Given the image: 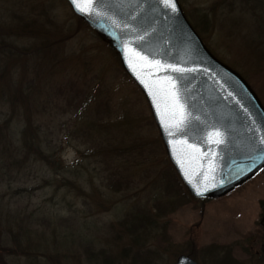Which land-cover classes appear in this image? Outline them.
Masks as SVG:
<instances>
[{
  "label": "rangeland",
  "instance_id": "obj_1",
  "mask_svg": "<svg viewBox=\"0 0 264 264\" xmlns=\"http://www.w3.org/2000/svg\"><path fill=\"white\" fill-rule=\"evenodd\" d=\"M177 1L264 109V0ZM0 249V264H264V169L192 197L111 45L66 0H0Z\"/></svg>",
  "mask_w": 264,
  "mask_h": 264
},
{
  "label": "water",
  "instance_id": "obj_2",
  "mask_svg": "<svg viewBox=\"0 0 264 264\" xmlns=\"http://www.w3.org/2000/svg\"><path fill=\"white\" fill-rule=\"evenodd\" d=\"M73 12L117 52L194 198L218 199L264 167V109L167 0H93ZM174 264H196L180 256Z\"/></svg>",
  "mask_w": 264,
  "mask_h": 264
},
{
  "label": "snow or ice",
  "instance_id": "obj_3",
  "mask_svg": "<svg viewBox=\"0 0 264 264\" xmlns=\"http://www.w3.org/2000/svg\"><path fill=\"white\" fill-rule=\"evenodd\" d=\"M92 2L93 0H71L72 5L79 11H84L83 7H81L82 4H91ZM167 2L172 4L173 8L175 7L173 0H167Z\"/></svg>",
  "mask_w": 264,
  "mask_h": 264
},
{
  "label": "trees",
  "instance_id": "obj_4",
  "mask_svg": "<svg viewBox=\"0 0 264 264\" xmlns=\"http://www.w3.org/2000/svg\"><path fill=\"white\" fill-rule=\"evenodd\" d=\"M0 250H2V249H0Z\"/></svg>",
  "mask_w": 264,
  "mask_h": 264
}]
</instances>
